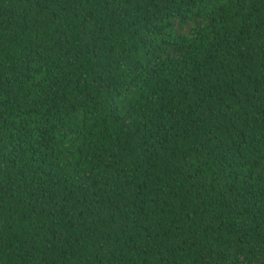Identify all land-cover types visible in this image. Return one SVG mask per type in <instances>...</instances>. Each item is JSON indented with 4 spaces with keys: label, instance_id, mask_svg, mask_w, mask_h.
<instances>
[{
    "label": "trees",
    "instance_id": "trees-1",
    "mask_svg": "<svg viewBox=\"0 0 264 264\" xmlns=\"http://www.w3.org/2000/svg\"><path fill=\"white\" fill-rule=\"evenodd\" d=\"M0 264H264V0H0Z\"/></svg>",
    "mask_w": 264,
    "mask_h": 264
}]
</instances>
